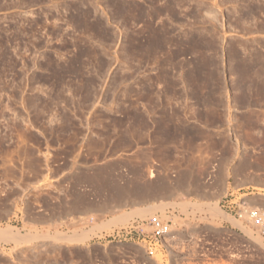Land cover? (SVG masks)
I'll return each instance as SVG.
<instances>
[{
    "label": "rangeland",
    "instance_id": "1",
    "mask_svg": "<svg viewBox=\"0 0 264 264\" xmlns=\"http://www.w3.org/2000/svg\"><path fill=\"white\" fill-rule=\"evenodd\" d=\"M252 185L264 0H0V228L31 239L0 240V264H264L221 206ZM151 216L172 223L159 243L115 236Z\"/></svg>",
    "mask_w": 264,
    "mask_h": 264
},
{
    "label": "built area",
    "instance_id": "2",
    "mask_svg": "<svg viewBox=\"0 0 264 264\" xmlns=\"http://www.w3.org/2000/svg\"><path fill=\"white\" fill-rule=\"evenodd\" d=\"M221 206L232 213L236 219L244 220L245 223L254 226L260 235H264V210L244 204L242 198L235 201L231 193L224 197ZM171 224L170 219H163L160 216L135 219L129 225L117 231L115 236L135 237L144 241L147 245L157 244L169 233ZM146 250L150 251L151 248L146 247Z\"/></svg>",
    "mask_w": 264,
    "mask_h": 264
},
{
    "label": "bare ground",
    "instance_id": "3",
    "mask_svg": "<svg viewBox=\"0 0 264 264\" xmlns=\"http://www.w3.org/2000/svg\"><path fill=\"white\" fill-rule=\"evenodd\" d=\"M94 175H95V173H94ZM247 183H249V182H247ZM246 184H242V183H240L238 185L235 184L236 185L235 187H238V186H241V185H246ZM252 186L254 187V189H257V190H262L264 188L263 186L260 187L258 185H252ZM262 195H264V194L260 193L259 191L256 192V193H252V195H243L244 202H245L246 205H253L259 200V198H260L259 196H262ZM174 203L172 201H169V200L168 201H159L157 203H152L151 202V203H148V204H145V205H140V203H138V202H132L131 206H130V210L128 212H126V211H123V212H120V213L118 212L119 214H117L116 216L111 218L107 223H104L102 225H108V224H111V223L114 224V225H119V224L122 225V224H125L126 222H128L130 219H133L134 217H141V216H144L146 213L152 214L154 210H156V209L162 210L167 205L168 206L172 205V204L174 205ZM175 205H176V203H175ZM205 206L207 207L206 211H208V213H209V215L211 217L210 219H215V218L219 217L220 215L224 214V213L222 214V212H220V209L216 206V202L215 203L214 202H207V204ZM255 207H256V205H255ZM257 207L259 208V206H257ZM196 208H199V207H196ZM224 216H226V215L224 214L223 217ZM227 218L230 219V217H227ZM230 222L234 223L235 225L239 224V226H240V223H237L236 220L234 221L233 219H231ZM211 227H214V226L211 225L210 228ZM240 227L244 228L243 236L245 238H247V240L248 239L249 240L250 239L253 240V242L255 243L254 245H256V247H259V248H261L264 251V244L260 240L254 239L252 237L253 235H251V233H250L251 231L246 226L241 225ZM55 233L61 239H67V240H70V241L74 240V241H77V242L79 240H81V236H79V235H74V234L73 235H66V234H64V233H62V232H60L58 230H56ZM262 236H264V235H262ZM0 240L11 241V242H13L15 244H20V243L21 244L22 243L28 244V242L31 239H30L29 234L21 235L20 233H18L17 230L11 229L9 227H4V228H0ZM149 262H151V261H149ZM152 264H158V263L152 262Z\"/></svg>",
    "mask_w": 264,
    "mask_h": 264
}]
</instances>
